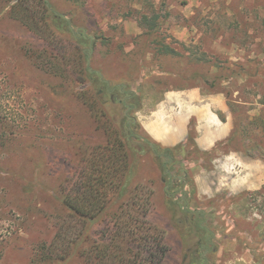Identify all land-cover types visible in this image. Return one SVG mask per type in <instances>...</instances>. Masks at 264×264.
I'll list each match as a JSON object with an SVG mask.
<instances>
[{"label":"rangeland","instance_id":"374dc122","mask_svg":"<svg viewBox=\"0 0 264 264\" xmlns=\"http://www.w3.org/2000/svg\"><path fill=\"white\" fill-rule=\"evenodd\" d=\"M12 1L0 0V264H59L49 261L62 249L55 244L67 217L62 190L84 166L87 150L106 141L103 118L90 112L79 93L81 54L107 88L142 95L146 114L186 83L210 89L212 96L239 105L257 127L252 142L264 147V0H48L78 40L85 37L82 48L68 37L57 48L49 44L44 28L35 32L31 22L12 14ZM152 23L157 30L149 37ZM161 42L180 56L158 55ZM61 47L69 52L61 64L68 76L50 70L49 58ZM108 107L117 127L125 114L134 134L147 139L138 112ZM233 148L239 159L230 167L224 156L201 155L191 147L187 156L172 160L162 155V146L155 156L139 154L131 198L88 222L85 240L99 241L116 212L139 221L137 236L162 238L163 264H182L186 244L167 207L171 195L213 234V250L203 254L210 264H264V163L244 156L240 140ZM165 171L176 177L169 194ZM242 195L246 218L233 206ZM73 262L86 264L78 257Z\"/></svg>","mask_w":264,"mask_h":264},{"label":"trees","instance_id":"16d2710c","mask_svg":"<svg viewBox=\"0 0 264 264\" xmlns=\"http://www.w3.org/2000/svg\"><path fill=\"white\" fill-rule=\"evenodd\" d=\"M12 2V14L20 15L24 20L31 22L35 26V32L39 31L38 26L44 28L50 40L49 44L55 43L57 48L61 40L68 37L71 43L77 42L81 48L86 45L85 37L80 33L82 40L79 41V38L73 34L70 23L62 15L52 11L48 0H14ZM143 19L147 22L146 17ZM156 30L155 23L148 25L146 28L147 36L154 37ZM56 38L59 39L56 41ZM68 45L70 46V44ZM157 46L155 51L158 55L180 56L163 42ZM61 48L57 51L54 60L49 58L52 66L50 70L56 75L66 74L65 76H68L61 64L65 65L69 52L66 48ZM72 48L74 49V47ZM80 56L83 57L85 63L83 62V64L77 66L78 76L80 75L79 84L82 86L79 93L82 98L88 100L90 112L103 118L99 120V126L106 135V141L104 145H97L87 150L83 156L84 161L86 160L84 166L75 176L72 184L62 190V204L67 212V217L63 220L55 240V244L57 241L61 243L62 249H58V253L61 254L55 259H49V262L76 264L73 260L78 257L83 259L86 264H163L166 251L163 247L162 238H153L148 235L137 236L138 233H135L136 231H133V229H141L142 227L137 224L139 221L132 218V216L126 219L122 214L115 212L111 218V225H106L105 230L100 232L99 241L88 243L85 240V228L88 222L102 218L104 213L113 209L114 205L126 198H131L130 187L132 185L135 157L142 153H150L155 156L159 145L152 142L145 133L147 139L153 145L147 139L134 134L133 124H128L129 118L127 115L123 114L118 123L119 127L113 122L114 115L111 113L109 105L114 104L126 111L138 112L142 109V95L138 96L135 93L127 92L123 87H117L114 90L107 88L106 82L100 79L101 74L89 71V67L86 66L88 56L84 54ZM214 83L213 85H215ZM193 88H199L202 95L214 94L210 89L203 92L198 83L191 85L186 83L179 88H174L173 91ZM162 99L163 97L156 101L154 105ZM127 100L130 101L129 104L126 103ZM227 105L234 119L232 132L225 141L218 143L209 152H201L194 143V135L190 133L184 144L165 149L162 155L169 160H172L175 155L185 157L189 154L188 150L191 147L201 155L206 154L211 157L213 155L214 158H217L220 155L226 156L230 153H238L239 151L233 147L240 140L243 144L244 156L251 159L257 158L264 163V147L253 143L251 140L255 136V130H257L255 123L244 117L237 103L229 102ZM220 118L222 121L224 120L222 115H220ZM253 152L258 153L259 156H254ZM184 177L190 181V185H192L190 192L194 193L195 186H193L192 179L187 173H184ZM164 179L165 181L169 180L166 185V191L169 194L172 192L171 185L176 177H172L170 171H165ZM181 181L184 183L183 180ZM166 199L173 222L181 229V235L186 244L182 264H210L203 254L206 251L209 252L210 249L213 250L212 243H210L213 234L202 223L196 221L188 211L173 201L171 195H168ZM233 200H235L233 206L238 209V214L246 218L248 202H246L245 196L242 195ZM127 245L131 247L126 248ZM51 254L53 253L44 255L53 256Z\"/></svg>","mask_w":264,"mask_h":264},{"label":"crops","instance_id":"0c3cea01","mask_svg":"<svg viewBox=\"0 0 264 264\" xmlns=\"http://www.w3.org/2000/svg\"><path fill=\"white\" fill-rule=\"evenodd\" d=\"M138 117L142 131L166 149L184 144L192 133L197 149L209 152L225 141L233 129L231 113L223 97L202 95L199 88L169 91L148 114L138 111ZM236 156L232 153L224 156L227 167L239 159Z\"/></svg>","mask_w":264,"mask_h":264}]
</instances>
